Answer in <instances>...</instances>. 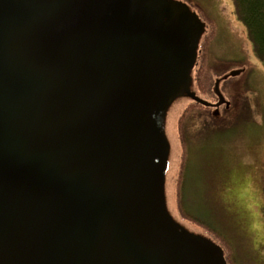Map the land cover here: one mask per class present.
Here are the masks:
<instances>
[{
    "label": "water",
    "instance_id": "water-1",
    "mask_svg": "<svg viewBox=\"0 0 264 264\" xmlns=\"http://www.w3.org/2000/svg\"><path fill=\"white\" fill-rule=\"evenodd\" d=\"M206 30L181 0H0V264H227L164 198Z\"/></svg>",
    "mask_w": 264,
    "mask_h": 264
},
{
    "label": "rangeland",
    "instance_id": "rangeland-1",
    "mask_svg": "<svg viewBox=\"0 0 264 264\" xmlns=\"http://www.w3.org/2000/svg\"><path fill=\"white\" fill-rule=\"evenodd\" d=\"M181 1L214 27L211 54L238 64L248 62L249 71L242 78L220 83L225 94L224 86L234 79L229 87L241 93L246 100L243 106L234 104L223 110L220 103L222 117L209 126L187 119L179 210L186 223L216 236L221 247L224 243L234 264H264V64L255 58L232 0ZM185 104L183 97L172 100L162 118L169 148L163 172L164 198L175 218L179 217L175 188L182 156L177 119Z\"/></svg>",
    "mask_w": 264,
    "mask_h": 264
},
{
    "label": "trees",
    "instance_id": "trees-1",
    "mask_svg": "<svg viewBox=\"0 0 264 264\" xmlns=\"http://www.w3.org/2000/svg\"><path fill=\"white\" fill-rule=\"evenodd\" d=\"M234 5V12L237 18L243 23L245 29L247 30V34L250 37L252 42V48L254 56L257 60L264 64V0H232ZM203 21L207 24L206 33L203 36L202 43L200 45V52L197 59V65L194 70V82L198 91L206 94L208 90L211 92V87L213 84V77L221 75L234 65H244L246 72L243 75L247 74L249 71L248 62L246 64H238L237 61L227 60L218 58L211 54L210 52V44L211 39L214 36V27L210 22L204 20V18L200 15ZM245 63V62H244ZM230 92V97L232 101L240 100V92L235 91V94ZM189 110L186 114L184 110L183 114L180 113L177 119V133L179 144L181 145V162L178 170V176L176 179V188H175V201L179 214L181 207L180 201L182 196V189L180 190V179L181 173L183 170V159H184V150H185V137H184V126L188 118L192 121V119H199L204 115V112L198 110L199 108L205 109L206 107L199 105L198 103H190ZM188 109V108H187ZM196 121V120H195ZM182 216V215H181ZM218 243L220 242L216 236H212ZM222 247L225 251V258L227 264H234L232 259L230 258V252L227 250L224 243L221 242Z\"/></svg>",
    "mask_w": 264,
    "mask_h": 264
},
{
    "label": "flooded vegetation",
    "instance_id": "flooded-vegetation-1",
    "mask_svg": "<svg viewBox=\"0 0 264 264\" xmlns=\"http://www.w3.org/2000/svg\"><path fill=\"white\" fill-rule=\"evenodd\" d=\"M230 83L231 82H227V84H226V87H229V85H230ZM206 93H208V94H206V95H204V96H206V98H208V96H209V103L211 104V105H208V106H205L206 108L204 109H201V108H199L198 110H200V111H202V112H204V115H202V117L201 118H199V119H197V118H195L193 121H194V123H196V122H198L200 125L202 124V126H209V124H210V122L212 121V120H214L215 118H213V116L214 115H217V113H219V115H221L222 116V113H220V107H219V105L217 104V102H218V99L215 97V96H213V95H209V91L207 90L206 91ZM227 95V94H226ZM211 96V97H210ZM210 98H213V99H210ZM229 98V97H228ZM230 99V101H231V107H233L234 106V104H238V105H240V106H243L244 105V103H246V100L245 99H243V101H242V99L240 98V100H235V102H233L232 101V99H231V97L229 98ZM214 100H215V102H214ZM223 107H224V105H223ZM230 107V108H231ZM188 108V109H187ZM214 108V109H213ZM229 108V109H230ZM213 109V110H212ZM223 110H225V108H222ZM189 110H191V108L189 107V105L184 109V112H185V114L189 111ZM217 118H218V116H216ZM196 120V121H195ZM261 175H262V172H261Z\"/></svg>",
    "mask_w": 264,
    "mask_h": 264
},
{
    "label": "bare ground",
    "instance_id": "bare-ground-1",
    "mask_svg": "<svg viewBox=\"0 0 264 264\" xmlns=\"http://www.w3.org/2000/svg\"><path fill=\"white\" fill-rule=\"evenodd\" d=\"M240 78V77H239ZM210 95V94H209ZM212 95V94H211ZM207 96V95H206ZM214 96V95H213ZM211 97V96H210ZM208 98H209V96H208ZM210 99H213V98H210ZM214 102H215V100H214ZM214 109V108H213ZM212 109V110H213ZM228 111V110H227ZM181 114H183L182 112H181ZM169 149V148H168ZM224 249V248H223ZM225 250V249H224ZM226 251V250H225ZM226 259V258H225Z\"/></svg>",
    "mask_w": 264,
    "mask_h": 264
}]
</instances>
